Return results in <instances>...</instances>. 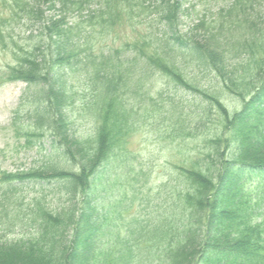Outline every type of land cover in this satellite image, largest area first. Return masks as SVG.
Listing matches in <instances>:
<instances>
[{
  "label": "trees",
  "instance_id": "1",
  "mask_svg": "<svg viewBox=\"0 0 264 264\" xmlns=\"http://www.w3.org/2000/svg\"><path fill=\"white\" fill-rule=\"evenodd\" d=\"M184 4L0 0V43L15 52L2 74L36 88L41 102L25 134L51 137L56 153L47 171L2 172L0 264H264V0H227L215 20L198 18L186 30ZM75 13L81 17L72 23ZM141 15L157 26L136 29L144 25ZM125 16L132 26L123 37L114 29ZM15 26L19 36L28 33L27 45L17 46L22 41L8 32ZM108 38L118 45L97 53V39ZM69 72L85 78L79 82L89 91L94 124L77 148L68 146L57 110L63 102L53 94L62 89L65 101L76 97L68 95ZM157 74L193 95L165 100L172 131L186 140L215 112L217 130L199 135L187 151L195 155L189 167L177 165L162 182L160 214L134 219L124 235L112 225L120 215L107 216L90 197L146 113L145 87ZM232 95L243 105L231 114L222 98ZM139 173L146 183L148 172ZM28 178L65 186L68 206L56 211L32 198L26 212L14 183ZM28 227L29 236H8Z\"/></svg>",
  "mask_w": 264,
  "mask_h": 264
},
{
  "label": "rangeland",
  "instance_id": "2",
  "mask_svg": "<svg viewBox=\"0 0 264 264\" xmlns=\"http://www.w3.org/2000/svg\"><path fill=\"white\" fill-rule=\"evenodd\" d=\"M226 1L184 0L183 8L186 11L183 12L185 16L182 18L181 27L186 30L194 20L201 17L215 20L214 15L218 13L219 9H222ZM1 10H4V7H0ZM86 12L84 15H87ZM80 17L81 15L75 13L70 22L73 23ZM126 17L114 29L123 37L125 34L130 35L129 27L132 26L131 23L127 22ZM150 17L153 16H139L137 20L142 21L144 25L137 26L136 29L146 30L149 25L157 26V22L151 21ZM18 31L19 28L16 26L10 31L8 30L9 33L13 32L16 38L22 41L17 46L27 45L28 39L23 38V36L27 37L28 33L19 36ZM37 32L33 31L34 34ZM112 39L108 38L101 41L97 39V53H100L104 46H117L118 44L113 43ZM30 42L32 43L31 40ZM14 57L15 52L5 48L0 43V190L6 184L2 172H28L39 166L43 170L47 168V171L51 166L50 160L56 157V153L51 152L53 147L51 137H44L41 140V136L36 135L30 136V140L27 139L28 136L25 131L29 130L27 129L28 125L34 122L38 102H41V99L37 97L35 87L19 80L8 81L6 75L2 74L5 71V66L12 64V61L14 62ZM200 74L198 78H200ZM67 77L65 80L68 84V90L72 89L68 95L71 96L72 93H76V97L71 102L65 101L61 96L62 89L53 94H55L56 99L60 97L63 102L62 105L57 106V110L62 111L63 118L61 119L65 120L63 123V128L66 131L64 136L67 142H71L68 146L77 148L78 143L91 134L93 130L94 124L86 109L90 100L87 95L90 94H88V89L80 85L81 80L85 82L82 74L73 77V74L69 72ZM150 80L145 87V92L150 95L146 113L143 114L140 121H137L136 127L123 138L124 143L121 142L119 153L103 171V177L95 184L97 190L90 197L100 211H107V216L113 215L115 218L116 215H120L119 219L115 218L116 224L112 223V225L122 231L124 235L127 233L125 229L128 224L132 225L131 222L134 219L145 221V219H149L150 215L158 216L160 214V200L156 196L161 193V189L162 193L165 192L162 182L172 175V170L177 165L189 167L190 163L187 158L190 155L187 151L192 147L194 148L199 135H206L217 130L216 123L218 122L215 119L219 116L215 112V116L211 114L210 124L206 123L198 132H188L186 140L178 136L170 128V119L166 115L168 107L164 105L165 100L175 96L176 99L180 97L182 101H191L193 95L189 90L184 92V88L182 91L176 90L175 86L163 77V74L162 76L157 74ZM222 100L227 111L231 114L243 105L241 100L234 95L224 96ZM186 105L188 108V103ZM193 156L195 155L190 157ZM141 170L148 172L146 183H144V177L139 173ZM15 182L14 186L18 190V195H21L20 200L24 204L22 208L26 212L34 202L32 198H40L45 205L51 209L54 208L56 211L68 206V190L54 180L38 181L28 178L25 180L17 179ZM123 193L128 196V200L124 198ZM30 231L31 228L29 229V227L26 230L19 228L8 236L10 238L25 237L29 236Z\"/></svg>",
  "mask_w": 264,
  "mask_h": 264
}]
</instances>
